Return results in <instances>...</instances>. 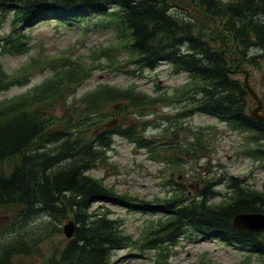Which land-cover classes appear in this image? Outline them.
Wrapping results in <instances>:
<instances>
[{
  "label": "trees",
  "instance_id": "obj_1",
  "mask_svg": "<svg viewBox=\"0 0 264 264\" xmlns=\"http://www.w3.org/2000/svg\"><path fill=\"white\" fill-rule=\"evenodd\" d=\"M9 10L11 28L0 40V55L26 52L30 36L25 30L34 22L54 19L74 25L95 16L105 26H115L134 70H154L165 63L172 74L184 73L190 80L171 97H150L135 86H97L78 98L64 99L69 113L63 114L59 127L50 113L51 102L65 86H76L90 75L81 61L66 57L63 69L25 93L0 100V209L20 208L0 227V264H15L18 255L35 251L43 237L41 232L34 235V224L53 223L52 233L55 222L67 219L75 225L72 235L44 264H111V251L119 248L140 254L155 249L157 263H165L167 251L187 232L264 255V231L239 230L233 224L238 213H264V184L254 188L229 176L230 192L222 195L217 189L221 178L202 177L198 186L189 181L193 192L182 180L166 179V185L176 184L172 194L147 201L89 174L97 164H108L106 154L115 136L156 154L157 144L144 133L149 122L142 108L166 100L180 107L167 120L194 113L216 116L247 133L253 146L244 154L264 162V124L249 116L250 95L236 77L240 63L255 68L264 55V0H0V11ZM199 13L211 29L201 26ZM18 84L21 81L8 78L0 67V92ZM113 118L117 124L105 127ZM180 130L187 131L180 126L168 137L176 139ZM187 143L195 150L204 148L199 136ZM101 200L134 208L157 202L164 213L149 221L141 236L132 237L109 208L92 207Z\"/></svg>",
  "mask_w": 264,
  "mask_h": 264
},
{
  "label": "rangeland",
  "instance_id": "obj_2",
  "mask_svg": "<svg viewBox=\"0 0 264 264\" xmlns=\"http://www.w3.org/2000/svg\"><path fill=\"white\" fill-rule=\"evenodd\" d=\"M179 4L184 6L185 2ZM8 13H0V39L6 36L11 28V12ZM198 19L202 27L212 28V24L203 20L202 13L198 14ZM102 21L104 20L95 19L94 16L82 19L74 25H67L54 19H43L27 27L25 31L30 36L28 50L19 54L0 55V67L5 70L8 78L12 76L21 81V84L10 87L0 97L28 91L56 69H63V58L77 59L85 65L90 75L76 86H65L60 97L51 102L53 107L50 113L56 123L57 120L60 121L56 126L61 127L63 120L60 119L63 114L69 113L64 99L69 101L74 97L78 98L97 86L103 84L121 88L135 86L137 91L150 97L163 94L171 97L176 92L174 89L189 82V75L172 74L167 64H159L154 70H134L135 64L128 61L129 55L123 48L124 40L117 35L115 26H105ZM228 39L223 41L227 42ZM256 63L255 68L251 67L249 62L240 63L242 71L236 77L246 79L254 93L262 96L264 55L258 57ZM249 98L251 101L249 106L252 109L255 107L252 103L253 97L250 95ZM142 110L145 111L143 119L149 122L144 133L157 144V153L153 155L145 148L136 147L128 139L115 136L113 145L106 154L108 164H97L89 174L102 178L106 185H113L118 191H128L149 201L155 196L169 195L171 185L163 183L167 178L173 181L182 180L186 183L188 191L193 189V186H189V181L191 185L198 186L202 177L222 178V173L226 171L228 174L238 176V179L247 177L246 181L256 187L264 181L262 163L243 156L244 145H247L246 134L235 132L230 125L202 113L167 120L166 116L172 117L179 112V105L174 101L147 104ZM125 116L122 115L120 120ZM111 121H114L110 125L113 127L118 120L113 118L105 123ZM168 126L169 129L166 131ZM180 126H184L187 131L180 130L176 139H173L174 136L168 137L170 130ZM198 136L202 138L204 148L195 150L187 143V139L194 143ZM182 148H187V152L182 153ZM163 158L165 160H161ZM222 165L225 168H222ZM217 187L221 189L223 195L229 191L224 181ZM99 203L111 209V215L121 220L123 231L133 237L140 235L147 220L156 219L162 213L159 208H155L154 211L147 207L127 209L119 201L101 200ZM99 203L93 202L92 207ZM18 211L20 208L15 207L0 209V227L9 223ZM41 220L45 218L41 217ZM69 220L55 222L52 233L50 231L53 223H45V226L49 225L46 227L42 226L41 222L34 224V235L41 232L42 241L37 243L35 251L31 254L18 255L14 263L44 264L53 252L64 244L66 237L63 226ZM49 233L51 235L48 236ZM189 233L180 238L175 247L169 249L167 264H264V260L256 255L246 260L247 251H241L222 240L208 237L196 239L193 238V233L190 235ZM139 253L137 250L114 249L111 251L109 261L111 264H158L154 250H144L143 255Z\"/></svg>",
  "mask_w": 264,
  "mask_h": 264
},
{
  "label": "water",
  "instance_id": "obj_3",
  "mask_svg": "<svg viewBox=\"0 0 264 264\" xmlns=\"http://www.w3.org/2000/svg\"><path fill=\"white\" fill-rule=\"evenodd\" d=\"M251 94L256 100L257 107L251 110L250 116L264 123V108L261 105L264 101V94L262 96L263 101L249 88ZM233 222L236 226L248 230H263L264 229V214L263 213H242L234 217ZM63 231L67 237H70L74 231L73 222L69 221L64 225Z\"/></svg>",
  "mask_w": 264,
  "mask_h": 264
}]
</instances>
